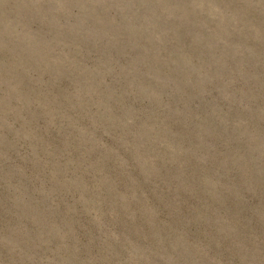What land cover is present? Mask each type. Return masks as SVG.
<instances>
[{"label": "rangeland", "instance_id": "1", "mask_svg": "<svg viewBox=\"0 0 264 264\" xmlns=\"http://www.w3.org/2000/svg\"><path fill=\"white\" fill-rule=\"evenodd\" d=\"M0 264H264V0H0Z\"/></svg>", "mask_w": 264, "mask_h": 264}]
</instances>
